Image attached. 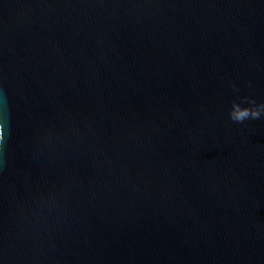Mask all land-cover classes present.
<instances>
[{"label":"water","instance_id":"water-1","mask_svg":"<svg viewBox=\"0 0 264 264\" xmlns=\"http://www.w3.org/2000/svg\"><path fill=\"white\" fill-rule=\"evenodd\" d=\"M264 0H0V264H264Z\"/></svg>","mask_w":264,"mask_h":264},{"label":"clouds","instance_id":"clouds-1","mask_svg":"<svg viewBox=\"0 0 264 264\" xmlns=\"http://www.w3.org/2000/svg\"><path fill=\"white\" fill-rule=\"evenodd\" d=\"M264 115V104L256 106H241L240 104H234L233 109L230 111V119L242 123L248 119H257ZM3 125L0 124V143L3 141Z\"/></svg>","mask_w":264,"mask_h":264}]
</instances>
